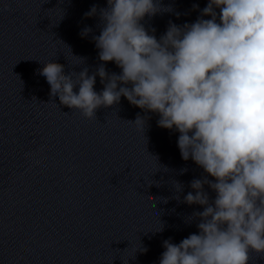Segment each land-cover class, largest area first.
Wrapping results in <instances>:
<instances>
[{
    "label": "clouds",
    "instance_id": "1",
    "mask_svg": "<svg viewBox=\"0 0 264 264\" xmlns=\"http://www.w3.org/2000/svg\"><path fill=\"white\" fill-rule=\"evenodd\" d=\"M106 4L84 14L99 18L92 40L100 65L90 75L45 63L38 71L50 95L88 119L124 97L158 115V127L178 132L181 158L203 169L183 199L203 208L189 217L199 221L198 234L164 240L159 264H248L251 252L264 254V0H208L195 22H169L159 39L141 21L161 11L160 0ZM91 32L85 27L81 37ZM109 62L119 74L106 70ZM148 119L137 114L128 122L144 131Z\"/></svg>",
    "mask_w": 264,
    "mask_h": 264
}]
</instances>
